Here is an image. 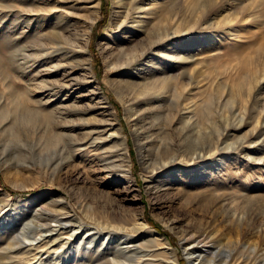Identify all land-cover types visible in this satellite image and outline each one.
Instances as JSON below:
<instances>
[{"label":"rangeland","instance_id":"obj_1","mask_svg":"<svg viewBox=\"0 0 264 264\" xmlns=\"http://www.w3.org/2000/svg\"><path fill=\"white\" fill-rule=\"evenodd\" d=\"M31 1L46 0H0V264H96L100 256L110 264H131L103 235L91 243L87 231L71 236L70 226L61 228L67 219L63 205L45 209L61 197L84 227L101 234L110 228L100 217L143 213L158 248L168 244L178 264H189L180 242L185 233L200 241L196 253L226 242L225 233L247 240L245 254L260 248L263 257L264 0H139L146 28L171 10L172 30L182 19L186 28L180 29L187 30L148 53L144 65L156 66L157 55L190 56L183 60V74L160 91L164 99L139 101L142 86L162 75L148 71L125 86L123 73H106V63L111 68L126 46L116 28L106 33L109 20L118 21L123 9L118 0H98L87 32L88 73L57 56L34 20L24 21L25 12L32 19L39 13ZM213 6L217 10L209 13ZM68 7L73 25L84 4ZM218 19L222 24L213 35L208 25ZM117 131L127 145L128 179L111 165L120 164L114 153ZM228 143L233 151L221 150ZM210 148L220 152L215 171L196 166L166 172L162 183L152 177V166L168 157L190 165L195 152ZM87 204L95 208L91 216ZM203 228L211 230L207 237ZM235 250L238 256L242 248Z\"/></svg>","mask_w":264,"mask_h":264},{"label":"bare ground","instance_id":"obj_2","mask_svg":"<svg viewBox=\"0 0 264 264\" xmlns=\"http://www.w3.org/2000/svg\"><path fill=\"white\" fill-rule=\"evenodd\" d=\"M125 1L126 0H118V3L122 4L120 7L123 9L120 10L117 15L118 21H115L114 18L109 20L106 33L111 36L112 30L116 28L119 31L118 35L120 33L123 34L120 41L123 40L126 43V46L119 49L115 54L113 66L111 68L109 67V64L106 63L105 71L107 73V71L109 72V69H113L118 74L123 73V84L125 86L131 85L134 79L140 77L139 75L144 76L145 72L160 71L162 77L159 78L161 79L157 82H153L154 80H149L151 82L148 83L146 82L144 86H142L143 88L137 92L138 94H136L135 99L136 101L153 98L164 99V96L161 95L160 91L165 89L166 91L169 90L171 80L178 79L183 74L180 71L185 65L183 60L190 56L180 58V60H175L176 58L172 60L157 55V57L154 58V64L157 65L149 67L144 65V60L146 55L152 52L156 47L163 46L166 42L173 40L176 33H180L181 35L187 34V30L184 31V28H186L185 19H182L184 22H181L178 28L176 27L174 28L175 30H172L169 23L171 18L170 10L166 15L167 17L162 19L160 23L155 24L150 28H146L144 19L139 16L140 12L137 10L138 6L136 4L139 0H131V6H125ZM81 2L84 4V7L82 8L84 11L79 17H77L78 19L74 24L70 25L68 23L70 17V13L67 12L69 9L68 6L72 3L73 5H78ZM81 2L80 0L31 1V9L37 10L39 13L34 16V19H32L33 17L29 18L26 15L27 12H25V17L23 19L29 25L31 21L34 20L36 25L45 29L46 36L44 39L49 42L48 44L54 49L57 56L67 61L71 67L79 66L80 70L88 73L91 67L88 61V52L86 50V43L88 40L87 32L89 28H91V23H93V20L98 13L99 1L82 0ZM7 6L8 8H11L8 3L5 7ZM14 6L15 5H13V7ZM203 6H206V2H204ZM206 9L208 10V7ZM214 10H217L215 6L208 11L209 13H213ZM207 17V20H209L211 15H208ZM221 21L222 20L218 19L216 23L208 25L210 30L214 31L212 32L213 35L218 31L219 26L222 24ZM180 27L184 28L180 29ZM155 119L159 122L162 121V116L159 112L158 114H155ZM189 127L193 129L192 125H189ZM143 133L144 129L137 131L136 136L139 138ZM114 138L116 139L114 141L116 146V149L114 148V153L115 157L120 160V164L116 165L115 162H113L111 165L119 168L128 179L131 172L126 141L122 138L119 131H117V135ZM241 142L243 143L244 140H241ZM242 143L240 146L243 145ZM228 146L229 143L226 144L224 148H221V150H226L227 152L233 151L231 148L235 145L232 147ZM217 152L218 149L217 151L216 149L212 151V148L207 151L201 149L199 152H195V154L191 156L192 161L189 163L190 165L183 164L182 162L184 160L182 158L178 159L175 155L170 156L167 158L168 161L152 166V173L154 174L152 177L155 178L156 182L162 183L159 181V178H161L162 174H165L166 172L182 173L191 170V168L199 169V167L196 166H202L204 169L215 171L216 167L214 163L216 155L220 154V152ZM168 188H171V186ZM56 205H63L62 209L66 210L67 219L63 220L65 222H62L61 226H59L63 229L70 226L73 230V233L70 234L71 236H73V234H81V232L84 233L87 231L85 235L89 242L92 243L99 235H103L104 242L114 243L118 255L125 257L131 264H140L144 263V261L146 264H178L176 253L168 244L164 247V250L158 248L155 233L148 230L143 213L137 215V213H133V211L129 210L120 217H111L108 215L100 217L99 221H101L102 226L110 228L109 232L101 234L100 230L96 227H84L74 215L70 214L66 209L65 197H61L59 200L57 199V201L52 203H46L45 209L55 211L57 210L55 208ZM85 209H87V215L91 216V214L95 213V208L90 204H87ZM97 217L98 216H96V218ZM102 218L104 221L101 220ZM130 231H141V235H135L136 237H132L128 234ZM210 232L211 230L206 228H203L201 231L204 237H207ZM224 237L228 239L226 242L216 248H212V245H210L209 247L202 249L199 253H196L198 250L194 248L196 243H200V241L198 242L197 236L185 233L180 237V242L183 245V251L189 264H216V257L221 254L224 257V259L222 258V264H264V256L262 257L263 254L260 248L257 249L258 251H254V249L252 250L251 248V252L246 251L247 254L244 253V245L247 241L244 237L232 240L230 236H227L225 233ZM237 245L242 248V250L238 251V254L240 253L238 256H236L237 252L235 250ZM104 259V256H100V258L98 257L96 264H110L108 260Z\"/></svg>","mask_w":264,"mask_h":264}]
</instances>
